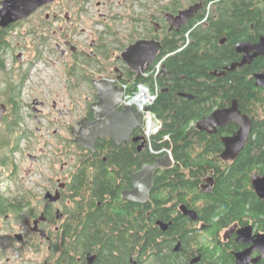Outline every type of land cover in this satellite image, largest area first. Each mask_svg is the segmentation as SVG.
Returning <instances> with one entry per match:
<instances>
[{
  "label": "trees",
  "instance_id": "obj_1",
  "mask_svg": "<svg viewBox=\"0 0 264 264\" xmlns=\"http://www.w3.org/2000/svg\"><path fill=\"white\" fill-rule=\"evenodd\" d=\"M211 1L215 6L209 20L215 21V26L222 31L217 37H245L254 23H257L260 33L264 32V0H208L206 7ZM172 3L162 5L161 9L176 10L177 6ZM206 16L205 9L203 17ZM146 25L147 32L151 33L150 17ZM187 34L188 30H184L156 37L163 44L159 59L166 58L164 64L171 76L157 80L160 90L151 111L162 125L151 137L147 151L138 153L135 145L115 148L108 140H101L96 143L95 154L89 151L83 153V164L101 166L102 172L110 166L118 169L128 164L141 167L155 162L157 157H163L167 152L172 153L174 166L157 172L149 201L138 206L136 212L134 204L126 208H112L107 199L116 198L120 193L119 187L114 185L110 176L101 174L95 178L94 194L91 196L93 203L89 205L95 206L97 201H102V207L94 216L69 218L71 226L68 228L76 229L80 221L86 230L83 248H79L76 242V233L67 232V247L63 248L65 253L55 264H78L76 256L91 251V243L95 239L109 246L125 242L127 254L138 255L133 258L137 264H179L182 254H174L179 244L188 258L192 252L202 253L200 264H235L230 250L235 249L237 244L225 245L222 234L235 225H253L257 231L264 232V202L257 198L252 187V176L264 175V119H258L244 153L233 163L222 159L224 146L218 136H209L193 127L194 122L202 120L216 108H225L233 99L240 102L244 111L251 105L255 109L257 103L264 105L262 93L259 92L258 99H255L253 82H246L243 75L214 80L210 73L229 62L230 56L225 50L204 49L205 44H215V40L212 41L214 43L205 41L207 29L199 28L192 34L194 46L186 45ZM10 47L6 35H0V74L6 72L4 55ZM110 54L108 46L104 45L102 56L109 59ZM83 63L103 64L100 59L84 60ZM69 70V75H76ZM126 76L123 83L129 84L127 94L136 92L139 85L154 87L155 80L151 77L137 79L136 74L127 69ZM83 78L91 83L93 76L84 74ZM8 80H5L4 96L12 109L9 116H18L21 109L18 86ZM182 94L195 99L183 98ZM229 131L233 132L234 127H230ZM149 147L159 154H152ZM110 150L115 154H110ZM209 178L214 179L210 194L202 190ZM9 204L12 203L7 204L5 213L12 212V205ZM181 206L196 211L199 221L193 222L183 216ZM158 221L172 224L167 233L164 234L155 224ZM114 228L130 230L128 241L123 233L113 232L110 234L113 240L108 241L107 231ZM161 238L163 240L159 241ZM123 256L122 261L114 256L113 263L126 264L127 257Z\"/></svg>",
  "mask_w": 264,
  "mask_h": 264
},
{
  "label": "flooded vegetation",
  "instance_id": "obj_2",
  "mask_svg": "<svg viewBox=\"0 0 264 264\" xmlns=\"http://www.w3.org/2000/svg\"><path fill=\"white\" fill-rule=\"evenodd\" d=\"M3 1L4 0H0V9L2 8ZM207 1L208 0H169L168 3H175L177 6L176 10L166 11L165 9H161V6L158 9L159 11L157 15L150 16V25L152 31L151 33L148 32L144 38H146V40H152L157 39L156 37H160L164 33H181L184 30H188V34L186 35L188 39L186 45L192 44L194 46L195 42L192 41V34L199 28L207 29L208 36L205 37V41L210 43L215 40V44L213 46H206L205 44L204 49L214 50L217 48V50H225L228 53V56H230L229 62L225 63L221 68L210 73L211 77L214 78V80H227L232 79L233 75L236 74L243 75L246 82H253L252 92L255 93V96H257L255 99H258V94H260L259 92L262 93V98L264 99V88L258 87L257 81L255 79V75L264 72V56L255 57L254 55L256 50L248 48L259 44L264 32L260 33L261 31L257 26V23H254L251 26L249 34H247L245 37L235 38L234 36L230 37L226 35L217 37V35H220L222 31H220V29L215 26L217 25L215 21L213 22L209 20L210 12L213 9L212 7L215 6L214 1H211L209 6L206 7ZM68 4H70L71 7L74 6L73 0H57L53 3L42 6L29 18L18 21L8 28L0 29V35H6V40L10 42V32L14 28L24 23L35 24V22L38 21L39 27L43 28V30L46 32H48L50 28H55V30H53V36L59 40L58 42L63 44L65 48L62 50V55H69L74 61V63L71 64V66H69L70 68L68 69H70V72L73 71L76 73V75H69V73L67 74L71 78L73 77L70 80V83L74 84L73 88L77 89L80 87V84L89 83L88 81L84 80V74L93 76L92 82L89 83L93 92V101L87 104L86 111L83 113V115L77 116V114L71 111L64 113L57 109V103L49 105L42 100L36 99L28 105L26 104L28 109H31L32 111L31 114H28V119L33 123L32 128H30L29 125L25 126L24 124L25 118L21 115V109L23 108L22 106L20 111H18V116H9L12 113V109H10L7 100H5L3 103L7 106V112L3 116V122L0 126V170L3 172V176L5 174L6 176L8 175V179L17 185V193L15 196H5L1 192L0 209L2 212H0V233H2L3 236L8 239L10 247L16 253L23 254L27 249L29 250L28 253H31V256L23 257V259L26 260V264H55L58 258L63 256L65 253L63 248L67 247V232L69 234H73L75 232L77 235L76 242L79 248H83V235L85 234L86 230H84L85 228L80 221L77 224L78 227H76V229L68 228L71 226L69 218L70 216H78L77 219H81V216H94L95 213H97V210L102 207V201H97L95 206L89 205V203H93L91 196L94 194L93 191L95 189V178L97 179L99 176H101V174H103L104 177L110 176L115 183L114 185L119 187L118 189L120 190V193L116 198L107 199L109 203L112 204V208H126L129 206V204H134L136 206L134 211L136 212L138 206L145 205L148 202L147 201L143 204L135 203L125 198L123 194L126 191L132 190L133 176L138 173L143 168V166L138 167V165L128 164L120 167L121 169L110 166L106 169L103 168L105 170L102 172L101 166L83 164V153L84 151L87 152L89 150L85 149L81 143H77L76 140L77 134L80 133L82 129L83 121L85 119H88L90 122L95 121V116L92 112V105L98 102L99 99L93 82L95 80L108 79L113 81V84L115 86H119L120 88L126 86L125 92H127L129 84H124L123 80L127 79L126 69L128 70V68L123 63L124 66L121 71L118 69L110 70L107 69L104 64H102V68L98 69V72H100L101 75H99L97 79L94 78L93 74L84 69L83 66L85 65L83 64V61L98 59L100 55H103L104 45L93 41L91 42L88 51L74 46L73 42L69 39L70 37L68 34V29H73L74 16L73 14L71 15L67 12L63 17L61 12L62 9L58 7L61 5L63 8L64 5L68 6ZM80 4L81 1L77 0L75 6ZM196 6H199V10L195 12L194 16L189 19L181 28L176 26L173 27L166 18V15L168 14L177 17L182 11H186ZM205 9L207 10V16L203 17ZM81 11H83V9ZM146 20L147 18H139L136 20V22L142 25V23H146ZM40 35L47 36L48 34L43 32ZM212 36L216 37L213 38ZM42 39L46 41L47 37H43ZM240 45L244 46L240 47ZM12 49L13 48L11 46L7 52L12 51ZM59 49L60 48L58 47V50ZM21 56L24 57L25 55L21 54ZM17 59H21L20 55L17 56ZM245 59H250L252 62L240 68L239 65L242 64ZM234 65H237L235 70L229 71L227 69ZM103 66L105 68H103ZM216 73L217 75H215ZM160 78L168 79L163 77V72ZM194 99V96H190L189 98V100ZM255 99L253 98L252 100ZM235 101L238 102L241 113L247 116L252 123V131L250 134L251 138L255 131V125L256 122H258V119H264V105L257 103L254 105V107L257 105L255 109H253V106L251 105L250 109L245 107L246 111H244L240 102L237 99H233L230 105H227L225 108H216L210 114L203 117L202 120L210 117L215 111L231 108ZM19 103L20 105L22 104L21 102ZM70 103L72 107L77 106L76 101H71ZM50 106H52L53 110H55L57 114L54 122H51L53 128H49V136L55 140V150L52 152L47 151V147H49L51 144L38 137L43 136L41 134L43 130L40 127L41 120L45 117L43 110L45 107L49 108ZM123 107L125 106L119 105V100H117V108L121 110ZM47 117L50 118L49 116ZM200 121L201 120H198L197 122L193 123V127H195L197 131H200L197 128V124ZM232 126L234 127V131L230 132L229 128ZM2 129H4V133H1ZM239 130L240 126L237 123H231L224 127H218L217 132L214 135L209 134L207 131L200 132L206 133L209 136H218L222 142L223 138L232 137ZM155 134L152 133V135H148L143 120L140 127L134 129L132 132L130 140L124 141L119 146H116V143L109 137L100 138L96 141V143L101 140H108L115 148H120L127 145H135L137 148L136 151L138 153H143L147 151L151 137ZM250 138L245 145V148L236 159L225 161L229 163L235 162L244 153L248 143L250 142ZM135 139H138V141L135 142ZM143 145L145 146L142 147ZM149 149L152 154H159L151 147H149ZM109 153L113 155L115 154L113 150H110ZM17 156H19L20 161L27 160L32 166L29 168H23L24 166L16 162L15 157ZM44 158H46L47 162L49 161L50 164H47L41 168L38 165L44 160ZM158 158L159 157H157L156 160ZM51 162H58L60 165L57 166L51 164ZM155 162L149 164H154ZM145 165L148 164H144V166ZM36 178L38 180H35ZM30 179L33 180L32 186L41 190L39 194H36L32 189L27 190V188L24 186V183L26 181L30 182ZM206 182L207 180L204 184H206ZM255 194L257 196L256 192ZM257 198L264 202V200H261L258 196ZM9 202L12 203L9 204L12 205V212L5 213V211L8 210L7 204ZM247 226L253 227V225H238V228H244ZM160 230L164 234L169 231V229L167 231H163L161 228ZM253 230L254 236L264 233L262 231H257L254 227ZM112 232L115 234L123 233L127 241L131 233L130 230L125 231L118 228L110 229L107 231L109 234V237L107 238L108 241L113 240V237L110 235L113 234ZM222 237L225 245L232 242L237 244L235 249L230 250V253L234 257L235 264V254L241 251L243 252L251 247L250 245L238 242L237 234L231 233L230 230L225 231L222 234ZM162 240L163 238H161L159 241ZM1 242L2 241H0V244H2ZM91 244V251L82 252L80 255L76 256L78 264H90L88 260L89 255L94 257L92 264H114L112 260L116 255L119 257V259H121V261L122 256L125 255L123 257H127L126 264H137L133 258H137L138 255H128L126 252L127 245L125 242L122 244L118 243L115 246H109L106 244V242H102L100 244L99 241L95 239ZM58 250H60V252H58ZM183 251L184 250L182 248L180 251H175L174 249L175 255L179 256L182 254L179 258V264L201 263L203 258L202 253L192 252L189 255L190 258H188V256L185 255ZM0 255L1 258L5 256L4 254ZM259 256L260 253L258 251H254L251 258L254 260ZM6 262L10 263L11 259L6 257ZM257 264H264V259Z\"/></svg>",
  "mask_w": 264,
  "mask_h": 264
},
{
  "label": "rangeland",
  "instance_id": "obj_3",
  "mask_svg": "<svg viewBox=\"0 0 264 264\" xmlns=\"http://www.w3.org/2000/svg\"><path fill=\"white\" fill-rule=\"evenodd\" d=\"M76 1L73 0L74 6L72 7L70 4L64 5L63 8L61 5L58 6L62 9L63 17L67 12L74 16L73 29H68L69 39L75 47L86 51L93 41L108 46L111 52L110 58L106 59L100 55L98 59L107 69L120 71L124 66L121 60L122 53L136 41L146 39L144 37L148 33L146 23L141 25L136 20L157 15L158 9L169 2V0H80L81 4L75 6ZM82 9L83 11H81ZM38 28L41 27L36 21L35 24L19 25L10 32L9 40L13 49L5 53L6 72L0 74V102L4 103L7 99L4 96V89L7 85L5 80L9 79L18 86V98L23 107L21 115L25 118V126L29 125L30 128L33 123L28 119V114H31L32 111L26 104L28 105L33 100H42L49 105L57 103L58 110L64 113L71 111L77 116L83 115L87 104L93 101V92L89 83L80 84L77 89L73 88V83H70L73 77L67 75V69L74 61L69 55H62V50L65 48L53 36L55 28H50L48 32L43 28ZM43 32L48 35L41 36L40 34ZM43 37H47V40L44 41ZM21 54L25 56L23 57ZM19 55L20 61L17 59ZM84 65V69L93 74L95 79L101 75L98 72V69L102 68L101 65ZM105 67L103 66V68ZM71 101H76L77 106L72 107ZM43 111L45 117L40 124L43 138L38 137L51 144L47 147V151L52 152L55 150V140L49 136V128H53L51 122H54L57 114L52 106L45 107ZM1 133H4V129L1 130ZM15 158L16 162L24 166L23 168L32 166L27 160L20 161L19 156ZM47 164L50 162L44 158L38 166L42 168ZM51 164L60 165L58 162H51ZM7 176L6 174L3 176V172L0 170L1 192L5 196H15L17 185ZM29 181L31 183L27 181L24 183L27 190L32 189L36 194H39L41 190L32 186L33 180ZM0 241H2L0 254L5 255L3 258L0 257V264H26L23 257L31 256L28 249L23 254L16 253L2 233H0ZM6 257L11 259L10 263L6 262Z\"/></svg>",
  "mask_w": 264,
  "mask_h": 264
},
{
  "label": "water",
  "instance_id": "obj_4",
  "mask_svg": "<svg viewBox=\"0 0 264 264\" xmlns=\"http://www.w3.org/2000/svg\"><path fill=\"white\" fill-rule=\"evenodd\" d=\"M57 0H4L0 9V29L10 27L12 24L29 18L35 11L44 5L53 3ZM199 10V6L192 7L186 11H182L179 16L166 15L168 22L173 27L181 28L195 12ZM244 45H240L243 47ZM256 50L255 57L264 56V35L259 44L248 47ZM163 44L157 39L138 40L129 46L121 55L122 62L127 66L128 70L136 74L139 79L144 76L146 71L157 61ZM20 60V59H19ZM252 60L245 59L239 67L250 64ZM237 65L227 68L229 71L235 70ZM217 75V73L215 74ZM170 73L167 66H163V77L168 78ZM257 86L264 88V72L255 75ZM95 90L98 94L99 101L92 105V112L95 116V121L90 122L85 119L82 123V129L77 134V143H81L85 149L96 152V141L100 138L109 137L116 146L121 145L124 141H129L134 129L140 127L144 120L142 113L131 105L117 108L118 98L124 94L125 89L115 86L113 81L108 79L95 80L93 82ZM182 97L190 98L189 95L182 94ZM148 107L146 111H150ZM7 112V106L0 102V126L3 122V116ZM237 123L240 130L232 137H225L222 142L225 150L222 154L223 160L236 159L245 148L249 141L252 131V123L249 118L241 113L238 102L235 101L231 108L226 110L215 111L210 117L201 120L197 124L200 131H207L209 134H216L218 127H224L227 124ZM138 139H135L137 142ZM143 145L142 147H144ZM175 161L171 152H167L163 157H159L154 164H148L133 176L132 190L124 192V197L135 203H146L149 201L153 188V179L155 173L160 169H170L174 166ZM214 179H207L206 184L202 186L205 193H212ZM252 184L257 196L264 200V176L259 174L254 175ZM1 198V188H0ZM183 216L193 222L199 221V216L196 211L188 209L186 206L180 208ZM163 231H167L172 225L162 221L156 223ZM231 233L237 234L238 242H241L251 247L243 252L235 254L236 264H257L264 259V233L253 235V227L247 226L238 228V225L231 227ZM179 244L175 251H180ZM254 251H258L260 256L252 260L251 256ZM89 263L92 264L94 257L88 256Z\"/></svg>",
  "mask_w": 264,
  "mask_h": 264
},
{
  "label": "built area",
  "instance_id": "obj_5",
  "mask_svg": "<svg viewBox=\"0 0 264 264\" xmlns=\"http://www.w3.org/2000/svg\"><path fill=\"white\" fill-rule=\"evenodd\" d=\"M165 58L160 59L154 63L152 67H150L143 77L145 78H153L155 80L154 87H150L147 85H139L136 92L133 94H127L125 92L123 95H121L119 100V105L121 106H127L131 105L134 106L138 112L142 113L144 116V123L146 126V130L148 131V125L152 123L153 125V133L155 134L160 128H161V121L156 117V115L150 110L146 111L148 107L151 108V106L154 104L157 94L159 93V85L157 83V80L162 75V70L164 66ZM124 89H126V86H123ZM141 93H145L146 97L144 99H141L140 95ZM146 98V99H145ZM139 100L142 102L140 103Z\"/></svg>",
  "mask_w": 264,
  "mask_h": 264
},
{
  "label": "bare ground",
  "instance_id": "obj_6",
  "mask_svg": "<svg viewBox=\"0 0 264 264\" xmlns=\"http://www.w3.org/2000/svg\"><path fill=\"white\" fill-rule=\"evenodd\" d=\"M160 57H158V59H157V61L158 60H160L159 59ZM166 59V58H165ZM148 86V85H147ZM151 87V86H150ZM206 87V86H205ZM140 97H141V99H144V97H146V94L145 93H141V95H140ZM146 99V98H145ZM139 102L141 103L142 101L141 100H139ZM149 127H148V131H147V133H148V135L150 136V135H152V133H153V125H152V123H150L149 125H148ZM222 149V148H221ZM210 177V176H209ZM156 224V223H155ZM242 252V251H241Z\"/></svg>",
  "mask_w": 264,
  "mask_h": 264
}]
</instances>
